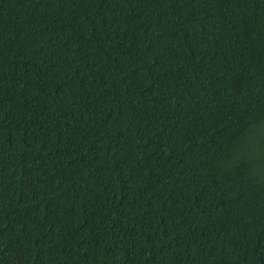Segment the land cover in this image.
I'll use <instances>...</instances> for the list:
<instances>
[{"label": "trees", "instance_id": "obj_1", "mask_svg": "<svg viewBox=\"0 0 264 264\" xmlns=\"http://www.w3.org/2000/svg\"><path fill=\"white\" fill-rule=\"evenodd\" d=\"M0 264H264V0H0Z\"/></svg>", "mask_w": 264, "mask_h": 264}]
</instances>
